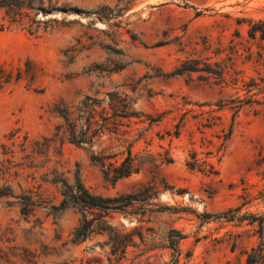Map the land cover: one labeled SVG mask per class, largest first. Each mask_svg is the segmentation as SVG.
Returning <instances> with one entry per match:
<instances>
[{
	"label": "rangeland",
	"instance_id": "obj_1",
	"mask_svg": "<svg viewBox=\"0 0 264 264\" xmlns=\"http://www.w3.org/2000/svg\"><path fill=\"white\" fill-rule=\"evenodd\" d=\"M59 2L81 11L38 14L58 21L35 33L28 18L10 23L0 11V65L11 76L0 86V189L17 196L0 197V264H245L252 248L264 252V38L250 35L264 0ZM184 62L196 70L177 73ZM115 88L136 115L91 149L56 140L34 157V142L61 121L56 102ZM252 93L256 102L229 103ZM129 150L140 168L114 184L91 161L104 152L120 163ZM194 155L214 172L190 168ZM54 168L70 182L79 171L103 196L153 186L143 214H110L124 254H111L107 232L72 242L79 213L48 208L61 198L42 180ZM24 197L40 203L28 216ZM175 231L183 237L172 245Z\"/></svg>",
	"mask_w": 264,
	"mask_h": 264
},
{
	"label": "trees",
	"instance_id": "obj_2",
	"mask_svg": "<svg viewBox=\"0 0 264 264\" xmlns=\"http://www.w3.org/2000/svg\"><path fill=\"white\" fill-rule=\"evenodd\" d=\"M62 13L80 12L77 7L60 4L59 0H0V11L3 12V18L10 23L22 21L28 18V31L35 33L41 27L47 28L48 22L55 21V18H47L46 20L36 19L38 14H50L54 11ZM33 14V15H32ZM62 22H65L64 19ZM260 32L264 38V21L254 24L251 28L250 35L255 36L256 32ZM195 68H188L184 62L177 70V73L184 71H195ZM217 74L216 72H214ZM10 73L0 65V86L10 80ZM247 86L255 85L254 79H251ZM253 88H248L249 93ZM255 93L248 94L245 98L237 97L230 101L232 107H241L245 103L256 102L253 98ZM245 102L243 103V101ZM134 100L123 90L115 88L111 91L103 93L100 97L98 93L85 94L77 101L59 100L54 104L53 111L60 117L61 121L55 128L50 138H43L42 142H34V157L46 155L48 150L56 140L62 144L65 140L77 147L91 149L98 139L113 129L116 132L118 126L122 125V120L137 114L132 109ZM219 108L226 103L217 104ZM159 115L151 117V121L159 120ZM208 121H210L208 119ZM206 125V124H205ZM114 155L105 154L104 152L91 156V161L99 165L102 169L104 178L114 184L118 179L127 177L133 172H138L140 166L135 164V158L131 151L128 155L118 163L117 160H110ZM190 168L199 167V169L207 170L208 173L214 172L211 163L203 161L199 163L196 155L192 156V160L187 162ZM42 180L48 182L59 189L61 198L58 204L52 203L49 209L53 214L61 215L67 209L76 210L79 215V222L74 227L72 232V242L79 243L92 234H101L107 232L110 241V252L115 255L118 250L125 253V248L128 241L124 240V235H121V230L113 226L110 214L113 212H121L130 215L143 214L145 212L144 203L152 195L150 190L152 185H142L130 192L120 193L114 196H103L86 187L79 176V171L76 172L72 182L64 176L63 172L57 169H52L42 175ZM10 186H6L5 190L0 189V197L12 196L17 197L13 192H10ZM9 190V191H8ZM137 203H141L137 205ZM21 213L28 216L30 212L35 210V207L40 203L33 200L31 197H24L21 203ZM176 235L172 238V245L181 239L183 236L180 232L175 231ZM126 239V238H125ZM176 249V246H172ZM245 264H258L262 262L264 257L263 247L259 245L257 248H252L251 252H246ZM25 259L30 261V256L24 255ZM43 264V263H42Z\"/></svg>",
	"mask_w": 264,
	"mask_h": 264
}]
</instances>
